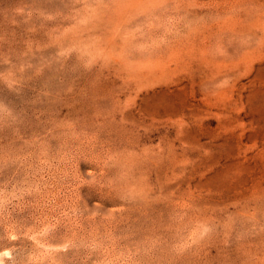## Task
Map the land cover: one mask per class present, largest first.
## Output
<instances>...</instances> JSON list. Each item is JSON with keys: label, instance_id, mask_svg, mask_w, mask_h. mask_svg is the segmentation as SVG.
I'll list each match as a JSON object with an SVG mask.
<instances>
[{"label": "rangeland", "instance_id": "374dc122", "mask_svg": "<svg viewBox=\"0 0 264 264\" xmlns=\"http://www.w3.org/2000/svg\"><path fill=\"white\" fill-rule=\"evenodd\" d=\"M0 264H264V0H0Z\"/></svg>", "mask_w": 264, "mask_h": 264}]
</instances>
